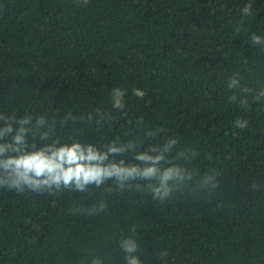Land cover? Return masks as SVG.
<instances>
[{
	"label": "trees",
	"instance_id": "16d2710c",
	"mask_svg": "<svg viewBox=\"0 0 264 264\" xmlns=\"http://www.w3.org/2000/svg\"><path fill=\"white\" fill-rule=\"evenodd\" d=\"M232 77L264 88V0H0V113L57 122L72 113L54 138L98 147L132 138L130 122L143 117L134 135L163 131L142 147L176 137L173 156L197 152L183 167L220 173L215 192L164 202L127 190L0 189V264H125L119 243L130 237L142 264H264V101L230 102L246 95L229 89ZM114 88L126 90L123 111ZM100 200L99 214L70 212Z\"/></svg>",
	"mask_w": 264,
	"mask_h": 264
},
{
	"label": "clouds",
	"instance_id": "9594fccd",
	"mask_svg": "<svg viewBox=\"0 0 264 264\" xmlns=\"http://www.w3.org/2000/svg\"><path fill=\"white\" fill-rule=\"evenodd\" d=\"M74 2L80 6L87 5L88 0ZM251 9L252 5L246 4L242 14L250 16ZM261 38L253 33L251 43H260ZM228 87L246 94L242 99H238L235 94L229 97L230 102L238 103L242 108L249 106V95L254 102L264 101V88L255 91L247 86L241 87L236 77L230 79ZM126 94V90L114 88L111 93L112 107L123 111ZM132 95L143 99L146 91L133 88ZM79 119L83 120V117ZM69 120L74 124L77 118L68 113L57 122L55 119L49 121L44 115L34 120L31 115L17 118L15 114L0 113V189L18 194L32 192L51 196L65 191L87 193L91 188L109 193L127 190L150 194L153 200L164 202L174 193L187 192L193 196L200 192L211 194L220 187L218 171L213 169L203 176H194L179 163L180 160L191 161L197 152L184 148L175 151L173 156L178 144L176 137L142 147L146 140H154L163 131L157 128L145 131L142 137L134 135L143 129V117L130 122L135 127L126 135L132 138L113 140L102 147L86 144L78 137L64 141L54 138L57 123L65 127ZM88 120L91 122V115ZM233 124L245 129L248 121L236 119ZM251 188L258 190L259 186L253 183ZM106 207V201L100 200L90 208L77 207L70 212L72 215L79 213L91 216L105 211ZM119 247L126 253L125 264H142L140 257L133 255L139 251L134 238L121 240ZM167 255V251L161 253V259ZM91 264L102 262L99 258H93Z\"/></svg>",
	"mask_w": 264,
	"mask_h": 264
}]
</instances>
